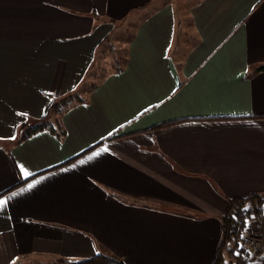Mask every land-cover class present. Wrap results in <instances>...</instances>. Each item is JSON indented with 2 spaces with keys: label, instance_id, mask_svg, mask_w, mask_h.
<instances>
[{
  "label": "crops",
  "instance_id": "obj_1",
  "mask_svg": "<svg viewBox=\"0 0 264 264\" xmlns=\"http://www.w3.org/2000/svg\"><path fill=\"white\" fill-rule=\"evenodd\" d=\"M254 193L264 0H0V264H212Z\"/></svg>",
  "mask_w": 264,
  "mask_h": 264
},
{
  "label": "trees",
  "instance_id": "obj_2",
  "mask_svg": "<svg viewBox=\"0 0 264 264\" xmlns=\"http://www.w3.org/2000/svg\"><path fill=\"white\" fill-rule=\"evenodd\" d=\"M80 99L71 95L60 101L54 102L49 110V113L42 119L34 124L23 125L24 136L28 137L41 130H51L63 135V130L60 127L59 121L57 125L50 124L48 119L52 113L61 114L64 109L69 107L74 102H79ZM264 205V195L251 194L247 197H234L228 200V207L226 213L222 217L223 233L220 241L218 254L215 261L212 264H228L227 254L233 258L235 264H264V254L257 251H250L248 246L239 242L238 237L243 236V229L247 225L250 217L254 216L260 218L262 214V206ZM261 239L264 238V232L259 235ZM260 259H257V258ZM259 260V262H257ZM60 264H125L122 260L115 257L99 255L95 258L83 260L79 262H65L61 261Z\"/></svg>",
  "mask_w": 264,
  "mask_h": 264
},
{
  "label": "rangeland",
  "instance_id": "obj_3",
  "mask_svg": "<svg viewBox=\"0 0 264 264\" xmlns=\"http://www.w3.org/2000/svg\"><path fill=\"white\" fill-rule=\"evenodd\" d=\"M114 55H115V52H114ZM123 56H124V52L123 50L121 51H118V53L116 54V56H114L116 58L115 62H114V66L113 68L115 67H119L123 61ZM114 58V59H115ZM58 114L56 113H52L50 116H49V123L50 124H53V125H57V122L59 121L58 120ZM262 214L260 216V218H256L254 216L250 217L251 220H248V223L247 225L244 227L243 229V238L241 236V241L243 243V245L245 246H248L250 248H252V243H253V249H256L261 253V255L264 254V238L260 237L259 235L264 232V205L262 206ZM260 224L262 226H260ZM249 242H251L250 246H249ZM263 253V254H262ZM227 263L228 264H235L233 258L230 257V255L227 254ZM257 259H260L259 257ZM261 261V259H260ZM259 262V260L257 261ZM254 264H257V263H254Z\"/></svg>",
  "mask_w": 264,
  "mask_h": 264
},
{
  "label": "built area",
  "instance_id": "obj_4",
  "mask_svg": "<svg viewBox=\"0 0 264 264\" xmlns=\"http://www.w3.org/2000/svg\"><path fill=\"white\" fill-rule=\"evenodd\" d=\"M263 222H264V221H263ZM260 226H262V225L260 224ZM242 238H243V236H242ZM243 239H244V238H243ZM237 240L240 242V241H241V237H238ZM248 244H249V246H250L251 242H249ZM248 248H249L250 251H257V248H256V249H253V248H255V247H253V243H252V248H250V247H248Z\"/></svg>",
  "mask_w": 264,
  "mask_h": 264
},
{
  "label": "snow or ice",
  "instance_id": "obj_5",
  "mask_svg": "<svg viewBox=\"0 0 264 264\" xmlns=\"http://www.w3.org/2000/svg\"><path fill=\"white\" fill-rule=\"evenodd\" d=\"M25 175H27V173H25ZM29 187H31V185H29ZM5 202L0 200V205H3Z\"/></svg>",
  "mask_w": 264,
  "mask_h": 264
}]
</instances>
